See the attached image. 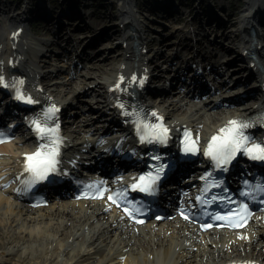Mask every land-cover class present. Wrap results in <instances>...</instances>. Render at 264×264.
I'll use <instances>...</instances> for the list:
<instances>
[{
	"label": "bare ground",
	"instance_id": "6f19581e",
	"mask_svg": "<svg viewBox=\"0 0 264 264\" xmlns=\"http://www.w3.org/2000/svg\"><path fill=\"white\" fill-rule=\"evenodd\" d=\"M49 1L25 0L16 9L13 7L19 3L12 6L11 1L0 2V19L6 12L13 15L10 18L14 22L18 18L15 15L43 19L53 31L39 41L26 29L19 33L20 28L4 21L6 25L0 31L1 118L17 116L15 100L19 95L31 97L45 110L60 106L63 111L77 95L88 93L86 101L96 102L98 109L114 114L113 118L108 114L102 119L101 126L106 128L99 130L102 135L110 131L113 142L109 146L95 143L96 159L110 168L140 160L144 149L132 137L133 132L129 136L124 125L128 121L125 116L130 114L125 110L130 107L120 109L115 104L132 106L136 102L148 122L169 129L176 140L182 132L191 135L204 149L213 137L224 134L222 129L231 127V121L241 123L253 118L264 105V76L248 55V50L250 53L256 48L264 67V42L261 37L254 42L250 35L254 23L264 29V0H244L246 6L229 11L234 16L230 15L228 21L213 0H195L194 7L189 1L161 0L157 6L160 12H154L156 19L175 27L171 32L159 23L158 35L149 32L145 15L150 13L143 15L137 9L136 6H143L140 0H118L120 14L109 8L100 12L94 0H60L57 6ZM107 1L110 5L116 2ZM133 15V22L125 20ZM174 15L179 16L168 23ZM115 17L118 21L113 24ZM73 31H78V39L72 38ZM158 39L160 45H154ZM99 41L105 43L97 53L102 63L91 61L82 72L80 83L71 79L69 72L63 80L46 78L49 71L41 69L40 63L45 61L44 68L50 64L42 58L48 57L49 52L50 57L69 55L67 63L61 59L53 62L54 70H60L64 64H79ZM137 41L141 46H135ZM50 43H55L57 50L53 51ZM162 43L165 47H161ZM117 47L120 49L113 56L101 54ZM222 57L225 62L221 63ZM208 69L212 70L210 73L229 74L234 81L248 86L245 90L230 87L215 93L209 79L204 78ZM182 81L186 83L183 94L163 85ZM155 93L160 94L153 98ZM167 94L172 96L165 97ZM252 96L245 102V97ZM92 103L76 120H62V127L70 131L68 142L76 150L87 147L90 140L100 139L89 136V128L84 129L96 122L85 113L94 111L96 106ZM122 135L127 137L120 138ZM17 138L0 145V264H264V210L239 232H204L179 217L137 225L106 200L76 199L71 194H54L45 205L20 200L11 193L12 186L7 182L17 171L23 152L31 150L32 142L38 140L23 143L22 138ZM85 231H89V236L80 248H75Z\"/></svg>",
	"mask_w": 264,
	"mask_h": 264
},
{
	"label": "snow or ice",
	"instance_id": "6c2138e0",
	"mask_svg": "<svg viewBox=\"0 0 264 264\" xmlns=\"http://www.w3.org/2000/svg\"><path fill=\"white\" fill-rule=\"evenodd\" d=\"M0 81H2V78H0ZM17 98L24 100L27 103L34 102L31 97H24L23 95H19ZM55 111V108H49L45 114L46 119L44 121L38 118L32 122L40 139H45L49 135L56 132L55 128H48L45 126L47 119H50L51 114ZM230 125V128L221 130V132L225 134L223 137L212 138L213 142L209 145L207 155L215 159L218 165L227 164L235 156L236 152L242 149L244 152L249 154L251 158L264 160V144H257L251 148L244 147V143L248 140V137L243 136L241 129L248 127V124L231 121ZM155 128L156 126H153V130H155ZM163 132H167V129H163ZM157 138H159V136ZM218 140L219 143H217ZM51 143L55 142L52 141ZM40 149L41 150H38L37 152L26 157L28 161H34V163L26 170L32 172L36 178L44 179L48 170L55 169V156L57 153L54 149H49L48 144H42ZM160 170H162V167L158 171ZM157 178L158 177H153L151 173H149L148 176H140L138 180L143 185L140 190H147L151 183ZM136 187L137 185H133V188ZM259 190L264 191V186H262ZM109 199H112V197H109ZM215 219L222 220L225 219V217L217 216Z\"/></svg>",
	"mask_w": 264,
	"mask_h": 264
},
{
	"label": "rangeland",
	"instance_id": "374dc122",
	"mask_svg": "<svg viewBox=\"0 0 264 264\" xmlns=\"http://www.w3.org/2000/svg\"><path fill=\"white\" fill-rule=\"evenodd\" d=\"M2 1H4V0H0V2H2ZM8 1H11L12 2V6H15V4H17V3H19L17 6H20L21 5V3H23V2H25V0H8ZM31 1H35V0H31ZM59 1L60 0H50L49 2H51V3H53V5H55V6H57L58 5V3H59ZM105 1H107V0H94V3L97 5V4H99V6H100V12H103V11H105V10H108L107 8H109L110 10L112 9V11H116L117 10V8H115V6L112 4V5H110V4H108V3H106ZM108 1H111V0H108ZM107 1V2H108ZM141 2H142V5H143V7H144V12H147V13H150V15H145L144 13H143V15H145V17H146V19H148V25L150 26V27H148L150 30H149V32L151 33V35L153 34H157L156 33V30H155V28L158 26L157 25V21H156V18H157V16H156V14H154V12L155 11H157L158 13L160 12L159 10H158V8H157V6L162 2V1H164V0H140ZM169 1V0H168ZM172 1V0H171ZM183 1H189L190 2V6L191 7H194V3H195V0H183ZM215 3H217V7L216 8H218L219 9V11L221 12V13H223L224 14V17H232V16H234L233 15V13H231L230 14V12L229 11H231V10H234L233 12H235V10L238 8V7H243V6H246V3H245V1L244 0H213ZM208 3V2H207ZM98 5H97V7H99ZM149 6V7H148ZM150 6H152V7H150ZM221 6H224L225 7V9L224 10H222V8H221ZM226 11L228 12V13H226ZM236 14V13H235ZM152 15V16H151ZM230 15H232V16H230ZM179 15H174L172 18H171V22H169V21H167L168 23H172V20H174V19H176L177 17H178ZM236 16V15H235ZM237 17V16H236ZM167 18H169V17H167ZM116 21H118V19L115 17L114 18V20H112V23L114 24V22H116ZM40 28L41 29H39V30H33L32 32H31V36H33L34 38H36V39H39V40H44L45 38H47V37H49V35H50V33L48 32V30H47V27H46V25H44V23H41L40 24ZM175 26H171V27H169L168 28V31H173L172 29L174 28ZM78 32V31H77ZM77 32L76 31H73L72 32V38L73 39H78L77 38ZM113 33H114V31H113ZM83 38V37H82ZM82 38H79V39H82ZM261 40L264 42V37L262 38L261 37ZM101 41H99L98 42V50H100V48H102L103 46H104V44L105 43H100ZM154 45H160V41H159V39L156 41V43L154 44ZM162 46L161 47H165L164 45H163V43L161 44ZM51 47V49L52 48H54V49H56V46H52V45H50ZM104 48V47H103ZM102 48V49H103ZM117 49H120V47H117V48H115V50H109L106 54L105 53H101L102 55L104 54V55H109V56H113L115 53H116V50ZM107 50V49H106ZM105 50V51H106ZM50 53H52V52H49L48 53V57H42V58H46V59H48L49 61H54V62H56L55 61V59H53L52 60V58H60V56H56V55H53V56H51L50 57ZM103 55V56H104ZM101 55H99V54H96L95 55V57H94V60H96L95 62H97V61H99V63H102V61L98 58V57H100ZM57 58V59H58ZM64 59V58H63ZM58 62H59V59L57 60ZM162 65H163V63H162ZM55 66V65H54ZM54 66L52 65V63H50L48 66H46L45 68H42V66H41V69H43V70H46V71H49V69H53L54 68ZM238 66V65H237ZM64 72V71H63ZM50 75V74H49ZM50 76H52L51 78H56V77H58V76H54V75H50ZM60 77V76H59ZM82 78L83 77H81V76H79V77H77V78H75V81L77 82V83H80L81 82V80H82ZM60 87H62V86H60ZM59 89H61V88H59ZM88 95V93H86V94H82V96H81V98H83V99H88V97H89V95ZM99 97H101L102 98V96H99ZM92 98V97H91ZM94 100V99H93ZM82 101V100H81ZM246 102V101H245ZM79 103H81V102H79ZM92 102L91 101H82V104L83 105H86V108H88V107H90L89 106V104H91ZM93 105H95V106H97L98 104L96 103V102H93L92 103ZM75 109H77V108H75ZM79 110H81L80 108H78L76 111H79ZM70 132V131H69ZM84 234H86V235H84V237H82L83 238V240H82V238L80 239L79 238V241L78 242H80L79 243V246L78 245H76V243H75V248H80L82 245H83V242H84V240H85V238L86 237H88L89 235H87V234H89V231H85L84 232ZM1 250V249H0Z\"/></svg>",
	"mask_w": 264,
	"mask_h": 264
}]
</instances>
